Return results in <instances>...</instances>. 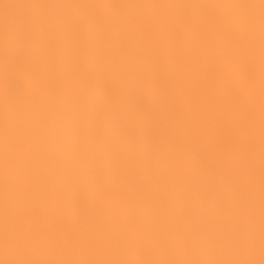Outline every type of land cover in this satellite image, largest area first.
Segmentation results:
<instances>
[{
  "label": "snow or ice",
  "instance_id": "snow-or-ice-1",
  "mask_svg": "<svg viewBox=\"0 0 264 264\" xmlns=\"http://www.w3.org/2000/svg\"><path fill=\"white\" fill-rule=\"evenodd\" d=\"M0 264H264V0H0Z\"/></svg>",
  "mask_w": 264,
  "mask_h": 264
}]
</instances>
